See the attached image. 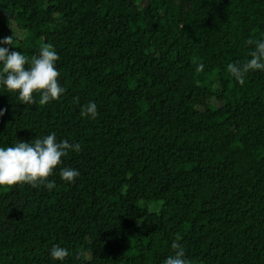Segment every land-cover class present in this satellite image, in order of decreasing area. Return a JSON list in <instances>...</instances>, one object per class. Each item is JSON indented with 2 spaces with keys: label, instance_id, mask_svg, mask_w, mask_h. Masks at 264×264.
Instances as JSON below:
<instances>
[{
  "label": "trees",
  "instance_id": "obj_1",
  "mask_svg": "<svg viewBox=\"0 0 264 264\" xmlns=\"http://www.w3.org/2000/svg\"><path fill=\"white\" fill-rule=\"evenodd\" d=\"M11 22L0 47L52 45L65 92L0 84V147L55 133L80 175L0 186V264H164L177 237L189 264H264V71H227L264 39V0H0V39Z\"/></svg>",
  "mask_w": 264,
  "mask_h": 264
},
{
  "label": "clouds",
  "instance_id": "obj_2",
  "mask_svg": "<svg viewBox=\"0 0 264 264\" xmlns=\"http://www.w3.org/2000/svg\"><path fill=\"white\" fill-rule=\"evenodd\" d=\"M245 43L254 46V50L249 53L250 60L227 65V71L240 85L245 83L246 74L250 71H264V39H249ZM0 44L13 46V36L0 39ZM58 60L59 56L53 46L47 43L40 47L38 55L31 58L20 51L9 52L8 47H0V84L10 93H18L22 104H35L34 94H39L40 105L58 100L65 92L59 83L60 72L56 68ZM203 69L204 65L199 64L197 71ZM5 111L0 109V117ZM81 116L96 119V103L89 102L83 107ZM70 151H81V145L70 144L67 140L57 142L55 133L36 138L32 142L21 141L15 146L0 147V186L28 184L36 188L43 185L51 191L55 183L49 177L60 167L62 158ZM59 175L62 180L72 183L80 173L73 168L60 167ZM179 240L180 237H177L171 244L174 254L167 257L164 264H189L184 246ZM50 255L54 260L63 261L69 253L65 248L54 245Z\"/></svg>",
  "mask_w": 264,
  "mask_h": 264
},
{
  "label": "rangeland",
  "instance_id": "obj_3",
  "mask_svg": "<svg viewBox=\"0 0 264 264\" xmlns=\"http://www.w3.org/2000/svg\"><path fill=\"white\" fill-rule=\"evenodd\" d=\"M10 34L17 37L20 36L19 30L14 26L12 22L10 23Z\"/></svg>",
  "mask_w": 264,
  "mask_h": 264
}]
</instances>
